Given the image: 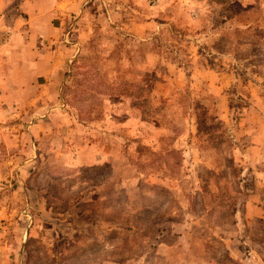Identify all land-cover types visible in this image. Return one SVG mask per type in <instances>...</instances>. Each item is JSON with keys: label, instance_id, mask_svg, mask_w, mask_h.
Masks as SVG:
<instances>
[{"label": "rangeland", "instance_id": "374dc122", "mask_svg": "<svg viewBox=\"0 0 264 264\" xmlns=\"http://www.w3.org/2000/svg\"><path fill=\"white\" fill-rule=\"evenodd\" d=\"M58 2L54 91L0 127V264H264V0Z\"/></svg>", "mask_w": 264, "mask_h": 264}, {"label": "crops", "instance_id": "0c3cea01", "mask_svg": "<svg viewBox=\"0 0 264 264\" xmlns=\"http://www.w3.org/2000/svg\"><path fill=\"white\" fill-rule=\"evenodd\" d=\"M60 3L0 0V27L11 33L8 47L0 50V127L14 111L19 115L16 109L38 105L54 91L51 81L60 67L62 43L71 34L64 32L72 7L64 11ZM9 105L16 108L9 110Z\"/></svg>", "mask_w": 264, "mask_h": 264}, {"label": "built area", "instance_id": "2783aa9c", "mask_svg": "<svg viewBox=\"0 0 264 264\" xmlns=\"http://www.w3.org/2000/svg\"><path fill=\"white\" fill-rule=\"evenodd\" d=\"M10 37V31L0 27V50L4 49L7 46Z\"/></svg>", "mask_w": 264, "mask_h": 264}, {"label": "trees", "instance_id": "16d2710c", "mask_svg": "<svg viewBox=\"0 0 264 264\" xmlns=\"http://www.w3.org/2000/svg\"><path fill=\"white\" fill-rule=\"evenodd\" d=\"M131 96V95H130Z\"/></svg>", "mask_w": 264, "mask_h": 264}]
</instances>
